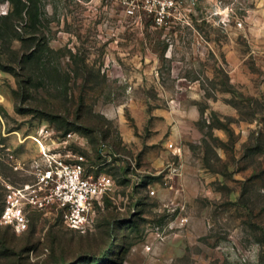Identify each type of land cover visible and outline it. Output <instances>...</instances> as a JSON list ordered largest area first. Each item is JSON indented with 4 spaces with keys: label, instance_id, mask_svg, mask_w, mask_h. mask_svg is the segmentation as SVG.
I'll use <instances>...</instances> for the list:
<instances>
[{
    "label": "rangeland",
    "instance_id": "374dc122",
    "mask_svg": "<svg viewBox=\"0 0 264 264\" xmlns=\"http://www.w3.org/2000/svg\"><path fill=\"white\" fill-rule=\"evenodd\" d=\"M21 1L0 18V212L5 183L34 180L35 138L109 184L84 229L55 207L0 223V264H264V0H175L162 24Z\"/></svg>",
    "mask_w": 264,
    "mask_h": 264
},
{
    "label": "built area",
    "instance_id": "2783aa9c",
    "mask_svg": "<svg viewBox=\"0 0 264 264\" xmlns=\"http://www.w3.org/2000/svg\"><path fill=\"white\" fill-rule=\"evenodd\" d=\"M129 14L144 12L157 24L165 22L176 7L175 0H118ZM70 136V133L67 134ZM40 146V160L33 163L34 180L13 185L5 183V197L0 212V223L17 232L28 226L30 211L55 207L63 213L65 223L73 229H84L89 221L95 200L107 190L105 176L95 179L89 174L82 157L50 148L35 138ZM63 143L65 141H62ZM12 149L0 142V161H13Z\"/></svg>",
    "mask_w": 264,
    "mask_h": 264
},
{
    "label": "trees",
    "instance_id": "16d2710c",
    "mask_svg": "<svg viewBox=\"0 0 264 264\" xmlns=\"http://www.w3.org/2000/svg\"><path fill=\"white\" fill-rule=\"evenodd\" d=\"M25 7H26V3L22 2L21 0H17L16 3H14V6L12 8H10L6 14L0 15V18L3 19L4 24L6 26L11 27L12 25H15V21L17 20V18L22 16V12H23ZM27 10H29V7H27ZM15 38H19V37H15ZM38 50L39 49H34V51H32V53H30L29 56L23 54L20 58L21 60H19V61H22L23 63L26 62V60H29L32 55L37 53ZM11 51L13 53H17L18 50L12 49ZM0 68L4 69V70H8V71L12 70L11 72H13L11 65L5 64L2 61V59H0ZM28 78H31L30 75H28Z\"/></svg>",
    "mask_w": 264,
    "mask_h": 264
}]
</instances>
